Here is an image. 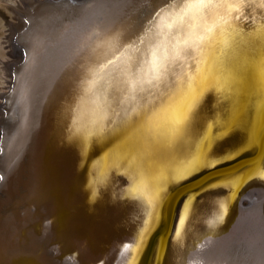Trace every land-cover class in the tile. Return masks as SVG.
Returning <instances> with one entry per match:
<instances>
[{
	"label": "bare ground",
	"instance_id": "6f19581e",
	"mask_svg": "<svg viewBox=\"0 0 264 264\" xmlns=\"http://www.w3.org/2000/svg\"><path fill=\"white\" fill-rule=\"evenodd\" d=\"M68 1L0 0L15 18L1 22L8 33L0 38V46L10 48L0 57V84L7 88L0 94V264H134L144 244L137 242L148 191L164 189V212L167 195L177 185L240 157L245 159L224 176L218 177L228 168L214 171V184L199 189L206 191L201 196L196 197L197 192L183 201L172 237L163 241L155 264H217L228 257V264H241L242 259L262 264L258 256L264 253V145L259 155L253 154L264 108H258L261 95L252 83L253 70L232 98L225 100L213 91L202 99L192 127L174 146H161L157 163L143 178L145 185L134 191L132 173L112 164L120 137L66 142L71 121L59 109L70 86L72 71L67 66L93 29L131 25L124 41L129 43L144 34L170 0L109 5L89 0L77 8ZM261 17L264 8L253 0L237 26L251 32L253 20L260 22ZM14 32L19 36L12 40ZM239 55L253 53L242 49ZM234 117L236 126L225 133V123ZM253 129L258 139L248 145ZM200 153L201 163L193 166ZM251 169H258L254 175L261 183L240 193ZM175 173L182 175L173 179ZM240 194L248 198L249 210L236 205ZM155 244L149 264H154Z\"/></svg>",
	"mask_w": 264,
	"mask_h": 264
},
{
	"label": "snow or ice",
	"instance_id": "6c2138e0",
	"mask_svg": "<svg viewBox=\"0 0 264 264\" xmlns=\"http://www.w3.org/2000/svg\"><path fill=\"white\" fill-rule=\"evenodd\" d=\"M113 2L126 0H103L105 5ZM252 2L170 0L149 21L144 34L129 43L124 41L131 25L90 31L67 66L72 71L70 86L59 109L71 121L66 142L120 137L112 164L127 167L135 191L145 185L143 178L157 163L161 146H174L192 127L208 93L232 98L248 82L252 69L253 86L264 96V17L253 20L256 26L251 32L237 26ZM259 6L264 8V0ZM242 49L253 55L241 58ZM236 123L235 117L227 121L225 133ZM261 131L264 134V124ZM257 139L253 129L248 145ZM203 156L198 154L193 166ZM180 175L175 173L173 179ZM163 193L156 186L144 197L146 218L138 244L152 230L153 220L163 215ZM220 207L222 218L225 204Z\"/></svg>",
	"mask_w": 264,
	"mask_h": 264
},
{
	"label": "water",
	"instance_id": "95a60500",
	"mask_svg": "<svg viewBox=\"0 0 264 264\" xmlns=\"http://www.w3.org/2000/svg\"><path fill=\"white\" fill-rule=\"evenodd\" d=\"M40 1L42 3L45 2V0H40ZM51 1L54 3L58 2L57 0H51ZM68 2H72L71 5L76 6V8H77V7L81 6L83 3L89 2V0H70ZM259 107H261L260 111L262 110V108H264V96H262V95L260 96L258 108ZM263 124H264V122H263ZM263 142H264V134H262V131H261L259 133L257 152H256V154L252 153L253 155H259V153L262 151V145H264ZM242 158L243 157L237 158L234 161L227 163V164L217 165L216 167H214V169H211V168L207 169L203 173H200L197 176H195L194 178H192L188 181H185V182L177 185L175 188H173L169 192V194L167 195L169 198V201L166 204V208H165V211L163 212L162 217L159 219V222L157 221V223L155 225L156 228L150 234H147L146 239H144V241H143L144 244L141 245V249L139 250V253L135 259L134 264H149L150 258L152 255L151 252L153 249V245L155 244V241H156L155 247L157 246V249L154 253V264H155V256L157 255V258L160 259V251H162V245H164L163 241H166V240L170 241V239L172 237L171 234L173 233V230L175 228L174 225H176V223L178 221V215H179L180 209L182 207L183 201L187 197H189L190 194L197 193L199 189L204 188L205 186H208V184H214L213 182L215 180H213V179L215 178V176H213V175L217 174V173L214 174L213 173L214 171H216L217 169L219 170V169L228 168V169H225L224 171H221V175H219L218 177L224 176L225 174L223 172L227 173V171L231 170V168H229V167H235V166L239 165V163H241L245 159V158H243V159ZM260 161L261 162L264 161V156ZM252 162H254V160H252ZM250 163H251V161H250ZM247 165L251 166L250 164H247ZM252 170L253 169L247 171L250 174V176H249L246 184L240 188L242 190V191H240V193L241 192L243 193L245 190L250 189L251 187L258 185V183H261V182H259L261 177L254 175V173L258 169L254 172H252ZM242 181H238V182L240 183ZM263 185H264V180H263L262 185H261L262 188H264ZM222 187H224V186H222ZM204 192H206V191L203 190V191L198 192L196 194V197L201 196L202 193H204ZM244 198H245V196L243 194H240L238 200L236 201V205L238 206V204L240 205V203H241L240 210H244L245 208L249 210V208H250L249 203L246 205L243 204ZM263 206H264V203H263ZM236 219H238V218L236 217ZM260 221H262V219ZM164 228H165V230L163 231ZM54 244H56V243L52 242L50 245H54ZM48 251H53L50 248V246L48 248ZM256 256H258V254H256ZM238 257H241V256H238ZM258 258H260L262 260V264H264V253L259 254ZM229 259H232V257H228L227 259H223V260L221 259L217 262V264H228L227 261ZM237 259L238 258L233 257V260L237 261ZM242 260H243V263H241V264H246L245 263L246 259H242ZM236 264H238V263H236ZM251 264H254V263H251Z\"/></svg>",
	"mask_w": 264,
	"mask_h": 264
},
{
	"label": "rangeland",
	"instance_id": "374dc122",
	"mask_svg": "<svg viewBox=\"0 0 264 264\" xmlns=\"http://www.w3.org/2000/svg\"><path fill=\"white\" fill-rule=\"evenodd\" d=\"M28 2H29V4L31 3V2H34L35 0H27ZM47 0H45V2H46ZM58 2L60 1V0H57ZM35 3V2H34ZM32 5H33V3H32ZM9 13V14H8ZM4 16V17H3ZM10 17H12V18H10ZM4 18V19H3ZM9 21V20H15V18L12 16V14L9 12V11H7V10H5V9H3V7H1L0 6V38L2 37V36H4L3 34H5V33H8V31H5L4 29H5V27H4V24L3 25H1V22L2 23H5V22H7V21ZM17 36H19V34L17 33V32H14L13 34H12V36H11V39L13 38V37H17ZM13 40V39H12ZM1 46H2V44H1ZM0 46V57L1 56H4V55H7L6 53L4 54V52L6 51L7 52V50H10V48L8 47V45H6L5 46V48H3V47H1ZM6 48H9V49H6ZM11 51H13L12 49H11ZM11 59V58H10ZM0 81H1V79H0ZM7 85H9L8 83H7ZM7 90V88H2V85L0 84V94L2 93V92H4V91H6ZM3 102V98H1L0 97V104ZM243 204L244 205H246V204H248V198L247 197H245L244 199H243Z\"/></svg>",
	"mask_w": 264,
	"mask_h": 264
}]
</instances>
